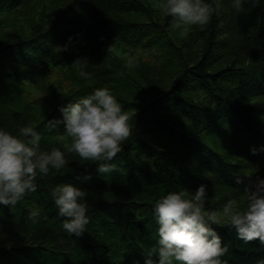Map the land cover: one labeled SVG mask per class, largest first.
<instances>
[{"label": "trees", "instance_id": "trees-1", "mask_svg": "<svg viewBox=\"0 0 264 264\" xmlns=\"http://www.w3.org/2000/svg\"><path fill=\"white\" fill-rule=\"evenodd\" d=\"M219 2L203 29L180 37L149 0H0V127L18 135L32 124L42 149L63 150V123L48 121H62L61 107L108 87L132 128L112 173L100 176L95 163L69 154L63 169L37 177L36 192L0 206V264H143L158 240L154 203L168 192L204 184L210 208L246 204V189L264 178V3L238 14L230 0ZM137 49L159 50L163 62L136 58L129 67ZM165 70L171 75L157 86ZM55 71H69L71 89L54 86L41 105L28 99L29 83ZM64 183L88 193L81 237L65 232L51 197ZM214 227L229 248L224 264L264 258V245L239 240L227 220Z\"/></svg>", "mask_w": 264, "mask_h": 264}, {"label": "clouds", "instance_id": "clouds-1", "mask_svg": "<svg viewBox=\"0 0 264 264\" xmlns=\"http://www.w3.org/2000/svg\"><path fill=\"white\" fill-rule=\"evenodd\" d=\"M262 3L264 0H230V7L240 14L246 11L245 4L255 7ZM221 7L219 0H159L158 4L161 14L171 17L170 29L180 37L193 26L203 29ZM82 61L86 60L75 63ZM132 63L129 59L128 64ZM80 75L89 78L87 72ZM59 110L63 120L48 121V126L55 128L63 123L64 131L60 135L63 150L42 149L41 133L32 124L21 127L18 135L0 127V206L14 207L36 192L37 177L63 169L69 163V154L95 163L100 176L116 170L113 160L122 151L132 128L130 113L112 91L108 87L97 88ZM252 151L255 153L257 149ZM259 151H264V146ZM84 179L90 180L91 176ZM246 193L244 206L236 199H229L222 210L208 207L209 191L204 184L193 193L170 191L157 199L153 216L158 225V240L155 248L143 253V264H224L221 257L229 248L214 225L223 226L225 220L235 229L239 240L245 243L258 240L264 245V178L247 188ZM87 196L86 190L71 183L51 189L58 215L64 218L63 229L69 236L81 237L86 231L90 222ZM40 216L39 209L29 212L33 220ZM257 264H264V258Z\"/></svg>", "mask_w": 264, "mask_h": 264}, {"label": "rangeland", "instance_id": "rangeland-1", "mask_svg": "<svg viewBox=\"0 0 264 264\" xmlns=\"http://www.w3.org/2000/svg\"><path fill=\"white\" fill-rule=\"evenodd\" d=\"M154 7L157 8L159 12V16H163L158 8L159 0H149ZM188 34V33H187ZM201 49V44L200 47L197 46L195 50L200 51ZM190 54V52H188ZM199 53V52H198ZM191 55V54H190ZM192 56V55H191ZM136 58H140L144 63L148 65H157L159 66L161 62H163V55L159 53V50L155 51H149V50H141L137 49L135 52L132 53L129 59L132 61L135 60ZM131 67V65H128ZM131 70V69H130ZM171 70H165L161 74L158 75V80L156 85L158 86L160 83H163L167 78L169 79L171 75ZM69 71L66 72L65 74H62L58 71L52 72L51 76L48 77L47 79L38 80L35 79V81H32L29 83V88L31 93L28 95L30 100H33L37 102V105H41L44 103V99L47 100L49 97L47 94L49 93L53 97V93L51 92V88L54 90L55 87H57L59 84L62 86L64 91H69L71 89L72 82L69 79ZM75 84V83H74ZM55 86V87H54ZM54 87V88H53ZM58 88V87H57ZM67 88V89H66ZM66 89V90H65Z\"/></svg>", "mask_w": 264, "mask_h": 264}]
</instances>
